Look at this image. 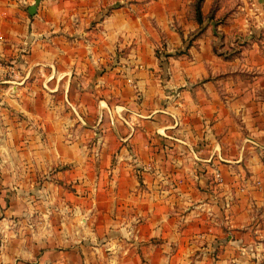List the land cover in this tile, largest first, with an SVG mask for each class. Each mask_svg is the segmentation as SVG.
Here are the masks:
<instances>
[{"label": "crops", "instance_id": "0c3cea01", "mask_svg": "<svg viewBox=\"0 0 264 264\" xmlns=\"http://www.w3.org/2000/svg\"><path fill=\"white\" fill-rule=\"evenodd\" d=\"M35 1L0 0V264H264V0Z\"/></svg>", "mask_w": 264, "mask_h": 264}, {"label": "trees", "instance_id": "16d2710c", "mask_svg": "<svg viewBox=\"0 0 264 264\" xmlns=\"http://www.w3.org/2000/svg\"><path fill=\"white\" fill-rule=\"evenodd\" d=\"M203 0H197V4H196V12H197V17L199 21H202V17H201V2Z\"/></svg>", "mask_w": 264, "mask_h": 264}, {"label": "water", "instance_id": "95a60500", "mask_svg": "<svg viewBox=\"0 0 264 264\" xmlns=\"http://www.w3.org/2000/svg\"><path fill=\"white\" fill-rule=\"evenodd\" d=\"M41 0H36L35 4H33L29 10L30 14H35L37 6L39 5Z\"/></svg>", "mask_w": 264, "mask_h": 264}, {"label": "built area", "instance_id": "2783aa9c", "mask_svg": "<svg viewBox=\"0 0 264 264\" xmlns=\"http://www.w3.org/2000/svg\"><path fill=\"white\" fill-rule=\"evenodd\" d=\"M0 67H1V64H0ZM8 67H12V65H9Z\"/></svg>", "mask_w": 264, "mask_h": 264}, {"label": "rangeland", "instance_id": "374dc122", "mask_svg": "<svg viewBox=\"0 0 264 264\" xmlns=\"http://www.w3.org/2000/svg\"><path fill=\"white\" fill-rule=\"evenodd\" d=\"M36 2V1H35ZM35 4V3H34ZM202 19V18H201Z\"/></svg>", "mask_w": 264, "mask_h": 264}]
</instances>
